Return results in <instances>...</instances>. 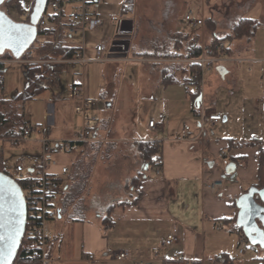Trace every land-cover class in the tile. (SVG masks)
Returning <instances> with one entry per match:
<instances>
[{
  "label": "rangeland",
  "instance_id": "obj_1",
  "mask_svg": "<svg viewBox=\"0 0 264 264\" xmlns=\"http://www.w3.org/2000/svg\"><path fill=\"white\" fill-rule=\"evenodd\" d=\"M16 1L20 3L22 11L31 10V18L36 19L35 6H46L45 0L11 2L6 0L0 7L14 21L26 26V44H34L39 36L33 26L25 24L26 20L22 12L17 9ZM200 2V0H131L126 3L123 15H119L122 28L114 41L110 60L93 63L87 67L88 92L91 97L97 99L91 112L97 118L99 141L83 151L61 153L56 156L59 164H67L69 167L70 183L62 216L56 215L50 221L51 229L53 226L61 227L64 236L67 237L70 230H66L71 222L68 213L71 210L79 215L86 211L87 216L104 213L113 202L115 205L118 199L124 197V188L134 185L132 179L136 176L135 173L139 172L143 161L136 145L137 141L132 139L154 138L155 133L146 129L150 117L155 122H159V114L164 115L169 121L168 126L175 130L196 126L199 123L194 112L190 111L193 101L185 94L184 85L177 82L165 89L156 77L158 74L161 76L163 68H169L175 77H182L188 73L186 65L189 63L185 61L184 56L178 58L163 56L166 53L182 55L187 53L184 47L186 43H183V37L179 33L189 35L196 32L198 42L212 44L214 40L209 39L210 35H214V38L226 36L240 18L248 16L256 20L255 32L250 43L238 52V54L250 55L254 60L249 64L237 63L232 77L226 78L229 86L226 83L216 85L209 83L212 92L207 96L209 104L203 111L220 112L219 114L226 118L224 121L226 126L219 130L217 127L205 125L204 129L211 138L223 133L222 135L230 137L264 139V119L255 107L256 101L264 93V66L259 62L264 59V23L261 22L258 7L247 12L252 0H205L202 6L203 18L206 17L204 24L202 27H193L187 23L184 16L189 8L199 12ZM49 13L48 7L46 17ZM226 44L229 42L226 41ZM151 54H159L162 58L149 57ZM40 56L37 55L39 58ZM45 64L52 65L49 72L37 78L31 90L40 85H46L47 89L39 95L20 100L25 108V122L36 124L37 127L42 126L46 106L49 103L55 106V101H59L62 103L60 108L63 115L78 128L79 116L73 111L72 103L66 99V87L70 82L71 73L81 72V67ZM26 68L27 64L21 62L4 63L0 98L13 100L18 95L24 94ZM207 76L208 73L205 74L206 78ZM47 78L50 81L48 83ZM191 85L189 89L195 93L196 86ZM164 99H167L170 108H168L169 115L167 109L161 108ZM12 105L13 108H17L20 103L12 102ZM0 110H8L5 102H0ZM170 112L176 113L177 117L173 118ZM185 113H188V116L190 113V116L185 117ZM168 126L164 124L165 128ZM50 127L51 135L60 138L69 130L59 123ZM36 135L40 136V134ZM150 144L149 142L148 145ZM4 148L5 150L1 152L4 153L2 167L11 175L14 160L25 157L29 149L24 146L11 148L7 142L4 143ZM143 163L147 162L143 161ZM222 170L224 171V168ZM239 240L234 246L231 244L227 250L229 256L234 258L233 264H264L263 249L251 245L247 240ZM239 250L242 252L239 253Z\"/></svg>",
  "mask_w": 264,
  "mask_h": 264
},
{
  "label": "crops",
  "instance_id": "obj_2",
  "mask_svg": "<svg viewBox=\"0 0 264 264\" xmlns=\"http://www.w3.org/2000/svg\"><path fill=\"white\" fill-rule=\"evenodd\" d=\"M46 3L47 0H45ZM122 4L123 0H102V4L98 8L99 12L105 16L116 14V20L106 23L93 32L84 35H69L65 34L62 28H51L55 29L54 37L39 36L37 41L40 44L44 41L53 43L61 41L63 45L75 48L76 51L84 50L86 53H91L94 43L101 37L106 38L108 44L113 43L114 46V41L122 28V21H119ZM70 6L67 4L63 7L65 17H63V22H67L66 14ZM257 7L261 22L264 23V0H252L251 6L246 11L249 12ZM35 8L38 18L32 19L31 10H29V15L25 18V24L33 26L36 32L38 21L47 13V6L38 5ZM247 12L245 15H247ZM243 18L252 19L256 22L253 17L245 16ZM205 19L206 17L204 21ZM59 34L61 35L58 36ZM179 35H182V41L186 43L183 46L187 50L193 44L204 47L210 44L198 42L196 32L189 35L179 33ZM209 39H214V35H210ZM248 43H250V40L241 38L227 44L229 53L225 54V57L228 60L214 66L211 72H207L206 82L198 87L196 86L195 100L191 99V96L195 94L189 89L192 85L178 82L184 85L185 94L193 101L190 108L191 113L197 103L203 109L208 106L207 96L212 92L209 83L215 85L217 83L225 84L226 78L232 77L235 72L237 63L249 64L254 60L250 55L238 54L240 49ZM3 55H8L9 59H15L9 53L0 54V57H3ZM263 60L259 61L262 66H264ZM90 64L93 63L87 65L81 63L54 65L62 67L65 65L71 68L74 66L81 67V72L71 73L69 84L73 81L79 82L85 86L88 92L86 73ZM220 66L222 68H218ZM156 77L163 88L166 89L167 86L171 85H162L160 75L158 74ZM227 85L229 86V84ZM165 91L164 96H166ZM166 100L162 101L161 108L167 109L169 115ZM68 101L72 103L74 111V103L71 100ZM257 101L255 107L259 111ZM55 102V106L52 103L46 106L43 124L40 125L41 132L46 133L52 139L70 138L77 130V125L73 126L74 122H69L66 116L63 115L60 108L62 103ZM209 112L215 111L210 110ZM215 113L220 112L216 111ZM172 115L173 118L177 117L176 113ZM189 116L188 113L185 115L187 118ZM159 117V122H155L156 129L154 131L148 127V121L152 117L147 121L146 129L148 132L155 133L154 138L143 137L132 140L148 143L157 142L159 144V158L163 160L160 174L155 173V163L150 165L141 161L139 172L135 173L138 176L135 184L124 188V197H121V200L118 199L115 205V202H113L110 210L106 209L104 213L89 216L86 215V211L80 213V215L74 210L68 213L71 222H69V227L66 230H70L68 234L66 233L67 237L64 236L61 227L53 226V229H51L49 226L51 222L49 221L46 224V234L49 237L48 246L52 258H55V262L52 264H165L174 257L186 260L189 263L221 264L222 260H217L216 257L229 256L227 250H229L231 244L234 246L241 238L234 227L235 222L233 221L237 213L235 201L240 194L257 183L258 159L260 149L264 147V139L230 137L222 135L223 133H219L220 136L211 138L204 129L205 125L222 130L226 126L224 124L226 118H223L219 124L205 122L201 125L197 123L196 126H189L186 132L187 138L182 139L184 128L179 130L170 128L166 117L162 114H159ZM55 123L64 125L69 129L61 138L51 135L52 128L50 126H54ZM165 123L168 126L167 128L164 127ZM98 136L97 133L99 141ZM24 147L29 148L31 145ZM221 150L226 152L229 162L235 163L234 172H225L226 166H222L218 158V153ZM3 164L4 153L0 152V165L3 166ZM218 179L223 180L224 188L222 190L212 193L204 189V183ZM69 183L70 178L68 177V185ZM62 205L63 201L59 206L62 207ZM59 215L62 216V214ZM70 215H74V217L71 218ZM106 216L109 219L104 224L103 220ZM75 218H82V220H75ZM218 227L220 228L218 229ZM172 230L177 232V241L169 246H163L166 236ZM121 251L128 252L126 259L117 260L113 258L114 253ZM88 253H93V260L87 259ZM232 259L234 261V258Z\"/></svg>",
  "mask_w": 264,
  "mask_h": 264
},
{
  "label": "built area",
  "instance_id": "obj_3",
  "mask_svg": "<svg viewBox=\"0 0 264 264\" xmlns=\"http://www.w3.org/2000/svg\"><path fill=\"white\" fill-rule=\"evenodd\" d=\"M200 11L196 12L189 8L185 13L184 19L193 27H202L204 18L202 15V6L205 0H200ZM71 5L66 14L67 23H53L48 17L57 18L63 11L65 5ZM102 4V0H47L46 6L50 8V13H46L38 21L40 29L49 30L51 28H62L65 34L76 35L93 32L103 27L108 22L116 20V14L105 16L100 13L98 8ZM64 13V12H63ZM29 10L22 12L24 18L28 17ZM65 18V17H64ZM40 43L38 41L27 48L19 58L5 59L0 57V64L6 62H21L25 64H63V63H81L87 65L89 63L108 62L113 53V43L108 44L106 38L101 37L94 45L91 53L84 50L75 51L71 57L59 55L56 58L42 59L35 57L33 50ZM227 47L226 41H220L216 45L219 55L208 56L204 52V46H199L201 52L194 58H186L188 63H197L200 65L199 85L204 83L205 74L214 66L228 60L222 50ZM192 51L195 50L191 46ZM264 61V60H263ZM66 98L74 103V112L79 116L80 126L70 138L52 139L46 133L41 132L42 129L31 123L25 122L22 133L17 137H9L0 133V152L5 150L4 143L7 142L11 148L17 146L31 145L25 157L16 158L14 160L13 173L11 178L15 182H20V187L24 206H25V223H24V246L27 250H31L33 260H38L40 264H52L55 258L46 256L49 237L46 234V224L58 215V207L60 200L68 189L69 167L67 164H59L56 156L61 153H74L84 143H92L97 139V118L92 114L91 110L97 103V99L91 97L85 86L79 82H71L66 88ZM258 108L262 118L264 119V93L258 100ZM194 115L199 119V124L210 122L219 124L223 120V116L215 112L203 111L200 105L193 108ZM148 127L152 131L156 129V123L153 119L148 121ZM182 139L187 138L188 126L184 128ZM41 132V133H40ZM36 134H40L37 137ZM27 149V148H26ZM218 158L222 166L229 163L226 152L221 150ZM163 160L158 158L154 165L157 175L160 174V167ZM224 188L222 179L212 180L204 183V189L217 193ZM220 227H218L219 229ZM178 235L176 230H172L165 238L163 246H169L176 242ZM244 240V236H241ZM241 253L242 250H239ZM88 260H93V253L87 254ZM128 257L127 251L114 253L113 258L124 260ZM172 260L180 261L181 264H190L186 260L174 257Z\"/></svg>",
  "mask_w": 264,
  "mask_h": 264
},
{
  "label": "trees",
  "instance_id": "obj_4",
  "mask_svg": "<svg viewBox=\"0 0 264 264\" xmlns=\"http://www.w3.org/2000/svg\"><path fill=\"white\" fill-rule=\"evenodd\" d=\"M14 1V0H10ZM131 0H123V4H122V8L120 11V15H123L124 13V7L126 5L127 2H129ZM16 7L17 9L22 12V9L20 7V3H18V1H16ZM63 17H64V13L61 10V14L59 17L53 19L52 17H48V20L51 21H55L58 23H67V22H63ZM62 21V22H61ZM255 28H256V22L252 19H248V18H241L239 19L231 28L230 32L222 37V38H214L213 43L209 44L207 46H205L204 48V52L206 55L208 56H215V55H219V51H217L216 49V45L218 44V42L220 41H228L229 43L232 42L235 39H241V38H245L247 40H250L251 37L254 35L255 32ZM61 31V30H60ZM36 34L37 36H51L54 37L55 35V29H49V30H43L40 29L39 26H37L36 28ZM61 34H59L58 36H60ZM60 38V37H59ZM37 42V39H36ZM33 43H31L27 48L32 47ZM192 46L195 47V50L192 51L191 46L188 48L187 53L185 55L182 54H177V53H169V54H165L163 55L164 57H172L175 56L176 58L178 57H182L184 56L185 58H194L196 56H198L201 52L199 46H197L196 44H193ZM76 51L75 48H71L69 46L63 45L61 43V41H58L57 43H53L51 41H44L41 44H39L38 46H36L33 50L34 56L37 57V55H41L40 58L42 59H51V58H55L56 56H58L59 54H62L64 57H71L74 52ZM222 52L224 54L229 53V48L225 47ZM149 57L152 58H156V57H160L162 58L159 54H151L149 55ZM3 58L5 59H9L8 55H3ZM3 66L4 64H0V86H3V78H2V73H3ZM51 64H27V68H26V86H25V92L24 94H20L18 95L15 99L13 100H8L6 98H0V102H5L8 106V110L2 111L0 110V133L2 135L5 136H9V137H17L22 133L24 124H25V119H24V105L21 104L20 100L22 99H26V98H30L36 95H39L41 92H43L44 90L47 89L46 85H40L38 87L33 88V90H31L32 86H34V81L37 78H40L42 76H44L46 74V72H49V68L51 67ZM187 66V70L188 73L186 74L185 77H175L172 74V71L169 70V68H163L161 70V84L166 86L175 82H181L184 84H195V86H199V78H200V65L197 63H189L186 65ZM169 67V66H168ZM47 83L50 82L49 78H47ZM31 90V91H30ZM196 98V93L193 94L191 96V99L195 100ZM12 102L14 103H20L19 106H17V108H13ZM4 105V104H3ZM1 105V106H3ZM92 145L91 143H84L82 144L79 149L77 151H75L74 153H77L78 151H83L86 147ZM136 145L141 153V158L143 159L144 162H147V164H154L155 161L159 158V144L157 142H152L150 145H148V142L145 141H137ZM0 172L6 174L7 176L11 177V175H9L8 173H6L3 170V167L0 165ZM138 176L133 177V182L135 184L136 180H137ZM18 184L19 187L22 186V184L20 182H16ZM257 187L261 188L264 186V147H262L260 149V153H259V159H258V170H257V183L255 184ZM72 195H70L71 197ZM68 197V192L66 191V193L64 194V196L62 197V199L60 200V204L63 201V205L65 204L66 200ZM63 205L62 207L59 206L58 207V214H62V210H63ZM112 208L108 207L107 210H110ZM71 218L74 217V215H70ZM235 218H233V221L235 222ZM82 218H75V220H79ZM109 219V217L106 216V218H104L103 223L105 224L106 221ZM234 227L236 228L237 232H239L240 237L244 236L241 229L236 226V224H234ZM245 238V237H244ZM32 251L31 250H27V248L24 246V237L22 235V237L20 238L19 241V245L17 247L16 250V254L14 259L12 260L11 264H40L38 263L36 260H33V257L31 256ZM46 256L47 257H52L51 255V250L49 248V246H47V251H46ZM217 260H222L221 264H232L233 259L227 255H221L219 257H216ZM165 264H181L180 261H168ZM190 264H199L197 262H193Z\"/></svg>",
  "mask_w": 264,
  "mask_h": 264
},
{
  "label": "water",
  "instance_id": "obj_5",
  "mask_svg": "<svg viewBox=\"0 0 264 264\" xmlns=\"http://www.w3.org/2000/svg\"><path fill=\"white\" fill-rule=\"evenodd\" d=\"M5 1L0 0V7ZM25 27L23 23L14 21L0 8V54L9 53L15 58L22 55V52L30 45L26 44L27 29ZM235 167L234 162H229L225 172L232 173ZM235 205L237 207L236 226L241 229L251 245L264 249V186L261 188L256 185L250 186L236 198ZM58 217H60L59 214ZM24 223L25 206L20 187L11 177L0 172V251L8 249L14 241L12 254L7 264H11L15 257L24 232ZM0 264H3V260H0Z\"/></svg>",
  "mask_w": 264,
  "mask_h": 264
},
{
  "label": "snow or ice",
  "instance_id": "obj_6",
  "mask_svg": "<svg viewBox=\"0 0 264 264\" xmlns=\"http://www.w3.org/2000/svg\"><path fill=\"white\" fill-rule=\"evenodd\" d=\"M13 247H14V241L8 247V249L5 250L6 251V255H5V251H0V260H3V264H7V260L11 256V254H12V248Z\"/></svg>",
  "mask_w": 264,
  "mask_h": 264
}]
</instances>
